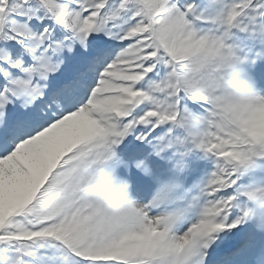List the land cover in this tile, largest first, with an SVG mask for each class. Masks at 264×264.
<instances>
[{
	"label": "rangeland",
	"instance_id": "rangeland-1",
	"mask_svg": "<svg viewBox=\"0 0 264 264\" xmlns=\"http://www.w3.org/2000/svg\"><path fill=\"white\" fill-rule=\"evenodd\" d=\"M263 214L264 0H0V264H243Z\"/></svg>",
	"mask_w": 264,
	"mask_h": 264
},
{
	"label": "bare ground",
	"instance_id": "bare-ground-1",
	"mask_svg": "<svg viewBox=\"0 0 264 264\" xmlns=\"http://www.w3.org/2000/svg\"><path fill=\"white\" fill-rule=\"evenodd\" d=\"M161 11L162 12L160 13L159 19L157 21H155L156 22V29L158 31V34H160L159 36H160L161 40H166L167 39L166 37L169 36V35H167L168 29L173 28L175 26V24L179 20L180 16L177 14L176 10L174 8H172V7L169 8L167 11H166V9H162ZM170 32L171 31H169V33ZM93 68H94V66L90 67L91 70H93ZM90 80H91V78L88 79V81H90ZM250 82H251L250 80L245 81V83L243 81L239 82V88L237 89L236 92L238 93L239 91H242L243 88L245 86H248ZM258 84H259V81H258ZM258 84L256 85L258 87V90H259L258 95L261 98H263L260 95L262 93V91H261L262 87H261L260 84L259 85ZM82 91L85 92L86 88L83 87ZM259 96H258V98H259ZM51 99L55 100V96L51 95ZM243 102H244L245 106L247 105L248 107H251V108L247 109V111L252 109L251 111H253L255 113V112H258V110L260 109L259 104L254 102V100H252V99L249 102L247 101L248 102L247 104L245 103L246 100H244ZM88 107L90 108L92 106H88ZM59 110H60V103H59V101L55 100V103H54V106H53V111L54 112H58ZM42 122H43L42 119H38L37 122L35 123V125L38 126ZM53 134H54V130H51V132H49L47 134V137L51 138V136H53ZM32 144H34V143H32ZM32 147L30 146L29 142L28 143H23V145L21 146V148H22L21 152H23V153L19 152L21 154L19 156H17V161H19V162H21L22 160L24 161L25 159H24L23 156H25L27 154L29 155L30 152H33V150L35 151V148H32ZM151 163H153V166L155 168H159L160 167V163H157L155 165H154L155 161H151ZM163 173H165V172H161V170L156 172V174H158L159 176H163ZM167 173H165V174L168 175ZM156 174L152 172L153 178L155 177ZM165 174H164V176H165ZM129 175H130L129 172H127V170H125V171H123L121 173L119 172V173H116L113 176H111V183L109 185L111 190H110V192L108 194H109V197L111 198V200L115 201V204L120 202L121 205H123V207L128 208L129 206L130 207L132 206L133 209L134 208L138 209V208L142 207V205L140 203L141 200L139 201L140 197H137L136 195H133V194L132 195L131 194H126L125 197H120V194H119V189L127 183V180L129 178L132 179V177H130ZM147 179H148V177H147ZM153 184L154 183L148 185V182L146 181V189L148 190L147 192H152L153 191ZM134 185H135L134 188L140 189V188H138L139 186H136L137 185L136 183ZM113 189H116V190L113 191ZM153 192L150 193V194H153ZM261 218L263 219V221H262L263 222L262 223L263 226H259V224H257V223L255 224L258 227V229H259V233H260L261 237L259 239H257L255 242H253L252 246H250V248H248L250 250H254L255 252L253 251L254 253L252 255H249L247 260H245V262L243 264H264V214L261 215V217L259 219H261ZM154 224H155V222H154ZM254 228H256V227H254ZM255 234H256V232H255ZM196 239H199V238L196 237ZM240 240H242V235L238 234L232 244H230V245H222L221 247H219V257H225V258H222V261H219V262H217L218 260H213L212 256L210 255V250L209 249L206 250V252L204 253V256H203L204 264H210V263L211 264H235V259L236 258H234V257L232 258L231 256L234 255V251H236V249L240 248L239 246L242 244L240 242ZM223 260H225V261H223ZM226 260H228V261H226Z\"/></svg>",
	"mask_w": 264,
	"mask_h": 264
}]
</instances>
